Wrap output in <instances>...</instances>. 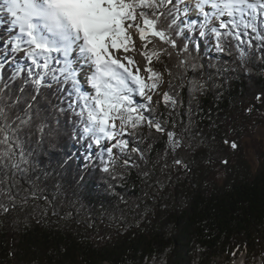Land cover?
<instances>
[{
    "label": "trees",
    "instance_id": "trees-1",
    "mask_svg": "<svg viewBox=\"0 0 264 264\" xmlns=\"http://www.w3.org/2000/svg\"><path fill=\"white\" fill-rule=\"evenodd\" d=\"M191 21L200 22L187 12L178 22ZM188 35L185 29V38ZM190 35L196 40L204 72L188 69L184 81L177 75L183 70L174 66L175 55L157 61L160 49L156 43L142 47L146 67L151 57L154 70L162 73L163 89L171 94V80L179 93L174 111L162 94L152 106L158 117L169 120V130L176 124L179 133L187 126L183 147L173 154L167 134L145 124L130 141L128 153L132 155L131 148L140 143L147 163L137 159L134 162L139 167H133V161L125 167L117 149L116 162L108 163L110 170L105 172L96 159L98 148L74 138L75 118L65 113L54 147L47 137L39 142L38 135L25 143L30 165L22 167L29 168L28 172L13 176L14 169L0 167L3 189L10 188L14 198L13 206L6 196L0 197L9 207L7 213L0 211V264H224L239 255L243 264H264V144L253 140L255 168L242 145L264 112V59L259 58L264 53L250 50L242 67L235 41L229 56L214 50V39L209 42L198 32ZM10 52L11 47L0 41V81L17 71L26 76L31 66L27 57L21 61L9 58ZM209 62L226 65L227 79L216 74V67H208ZM193 79L207 81V90L194 98L189 96L187 83ZM18 83H22L19 77ZM62 87L61 95L73 99L71 84ZM54 92L55 86L47 95L58 103ZM132 99L133 108L143 102L136 93ZM38 107L48 111V101L42 98ZM137 114L134 110L133 116ZM125 124L123 139L130 140V125ZM176 157L184 161V167L173 163ZM29 179L40 189L35 197Z\"/></svg>",
    "mask_w": 264,
    "mask_h": 264
},
{
    "label": "snow or ice",
    "instance_id": "snow-or-ice-1",
    "mask_svg": "<svg viewBox=\"0 0 264 264\" xmlns=\"http://www.w3.org/2000/svg\"><path fill=\"white\" fill-rule=\"evenodd\" d=\"M186 2L192 5L191 9L184 7ZM190 10L199 14L201 21L180 25V16ZM8 11L19 28V35L10 40L11 50L17 53L22 50V44L27 45L23 53L31 61L26 76L21 77L17 71L6 81H0V167L14 169L13 176L16 172L29 171V168L22 167L30 165L25 156V143L33 135H38L39 142L47 137L50 146L54 147L61 132L60 117L68 112L75 118L77 126L73 129L74 138L87 140L89 147L98 146L96 159L105 172L110 170L108 163L116 162L114 153L117 149L123 155L125 167L129 161H133V167H139L134 162L137 159L147 163L140 143L131 148L132 155L128 153L130 141L135 140L139 127L145 124L157 133L167 134L173 154L183 147L187 126L179 133L175 131L176 124L169 130V120L158 117L152 106L155 97L162 94L174 111L179 106V93L171 80L168 81L171 94L163 89V75L154 70L151 57H147L149 64L144 69L135 62L130 50L138 48L135 43L137 35L139 47L157 44L160 49L157 61L172 59L175 55L177 62L174 66L183 70L177 73L181 81H184L188 69L204 72L196 40L190 35L192 32H198L200 38L209 42L214 39V50L229 56L231 42L235 41L237 60L242 67L247 63L250 50L264 53V0H9ZM34 19H38L47 33L56 38L53 42L40 34H33ZM185 29L189 33L187 38ZM111 49H122L127 64L115 58ZM74 51L78 53L79 67H74L77 61L70 58ZM53 53L60 54L62 59H57ZM259 58L264 59V55ZM208 67H216V74L227 79L226 65L221 67L209 62ZM141 71L151 75L144 78L139 74ZM168 73L171 76V67ZM80 75L84 76L94 94L81 90ZM18 77L22 83L15 84ZM208 80H212L211 75ZM69 83L73 99L61 95L64 92L62 85ZM187 83L190 97L207 90V81L193 79ZM54 86L53 96L58 103L47 95V90ZM180 87L183 88L184 83ZM133 93L143 98L135 108ZM42 98L49 104L46 112L38 107ZM65 100H68L66 106ZM134 110L138 113L135 116ZM187 114L191 124V100ZM171 118L172 113H169ZM109 120H119V127L110 124ZM125 121L130 125V140L123 139ZM231 146L237 147L235 143ZM173 163L178 168L185 166L179 157L174 158ZM28 183L32 185L30 191L35 197L40 189L31 179ZM3 186L4 181L0 180V197L6 196L8 203L14 206L11 189L4 190ZM0 211L7 213L9 207L0 202Z\"/></svg>",
    "mask_w": 264,
    "mask_h": 264
},
{
    "label": "rangeland",
    "instance_id": "rangeland-1",
    "mask_svg": "<svg viewBox=\"0 0 264 264\" xmlns=\"http://www.w3.org/2000/svg\"><path fill=\"white\" fill-rule=\"evenodd\" d=\"M6 2H8V0H0V41L7 44L8 47H11L10 40L12 39V37H10V36L8 37L7 35H5V33L7 31L5 29H3L5 27L3 25V24H5V20L3 19V13L2 12H3L4 6L8 4ZM191 23H193V21H191ZM135 43L138 45V48L136 50H130V55L132 57H134L135 62L140 65L141 69H144V68H146V59L142 53V47H139L140 41H139L138 35L136 36ZM22 46H23V48L27 47V45L22 44L21 49H22ZM52 55L56 56L57 53H53ZM120 55L124 58L123 50L120 52ZM7 56L9 58H12V57H15L17 59L19 58L18 60L21 61L20 56H23V52L20 51L17 53H13L11 50V52L9 54H7ZM124 62L127 64V60H124ZM139 74L143 77L146 74V72L141 71ZM78 79H79L80 83H82V85H83L84 90H82V91H84V92L91 91L94 94L93 89H91V86L85 82L84 78L78 77ZM161 96L162 95L160 94L159 96H156L155 99L161 98ZM260 119H261V123L254 129L253 133L244 136L242 139V145L244 148L245 156L248 159L249 163L251 164L252 168H255V166L257 164L255 151H254V147H253V140L259 139L264 144V112H262V118H260ZM108 122L110 124H113L115 127H119L117 120L116 121L109 120ZM232 143H234V141L229 142V144H232ZM95 148H98V146L95 145ZM93 154H94V152H93ZM225 264H243V256L239 255L236 259H232Z\"/></svg>",
    "mask_w": 264,
    "mask_h": 264
},
{
    "label": "bare ground",
    "instance_id": "bare-ground-1",
    "mask_svg": "<svg viewBox=\"0 0 264 264\" xmlns=\"http://www.w3.org/2000/svg\"><path fill=\"white\" fill-rule=\"evenodd\" d=\"M6 3H9V0L8 2ZM5 4V3H4ZM186 7L191 9L192 8V5L188 4L187 2L185 3ZM190 16L195 18V19H198L199 21H201L202 17L197 14L196 12L194 11H188ZM3 19L5 20V24H3L5 27L3 29H5L7 32L5 33V35H7L8 37H15V36H18L19 35V28H18V25H16L14 23V16H12V14L8 11V4L4 6L3 8ZM34 27H33V34L36 35V34H40L44 37L47 38V40L51 43L53 42L56 38L54 36H52L51 34H48L46 29L43 28L41 22L38 20V19H34L32 21ZM187 23V22H186ZM26 39V38H25ZM34 47V46H33ZM111 53L113 54V56L115 58H119L121 60L122 63H125L124 62V58L120 55V52L122 51V49H111L110 50ZM57 57H59V59H62V57H60V54L57 53ZM71 59L73 60H76L77 61V64L74 65V67H79V63H78V53L76 51H74L72 54H71ZM28 63V62H27ZM126 64V63H125ZM79 77L81 78H84V76L80 75ZM89 85V84H88ZM94 91V90H93ZM74 98V96H73Z\"/></svg>",
    "mask_w": 264,
    "mask_h": 264
}]
</instances>
